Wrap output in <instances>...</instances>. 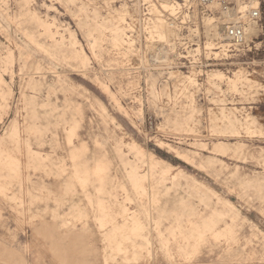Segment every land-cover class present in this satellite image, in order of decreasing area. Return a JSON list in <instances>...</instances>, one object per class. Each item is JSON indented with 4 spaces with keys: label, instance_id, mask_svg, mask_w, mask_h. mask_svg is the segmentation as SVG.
<instances>
[{
    "label": "rangeland",
    "instance_id": "1",
    "mask_svg": "<svg viewBox=\"0 0 264 264\" xmlns=\"http://www.w3.org/2000/svg\"><path fill=\"white\" fill-rule=\"evenodd\" d=\"M215 22L0 0V264H264V21Z\"/></svg>",
    "mask_w": 264,
    "mask_h": 264
},
{
    "label": "built area",
    "instance_id": "2",
    "mask_svg": "<svg viewBox=\"0 0 264 264\" xmlns=\"http://www.w3.org/2000/svg\"><path fill=\"white\" fill-rule=\"evenodd\" d=\"M183 8L199 15L212 18L221 28L228 45L235 50H251L254 33L262 32L264 0H181ZM180 7L175 10L178 16ZM175 26V22L171 23ZM245 48V49H244Z\"/></svg>",
    "mask_w": 264,
    "mask_h": 264
},
{
    "label": "bare ground",
    "instance_id": "3",
    "mask_svg": "<svg viewBox=\"0 0 264 264\" xmlns=\"http://www.w3.org/2000/svg\"><path fill=\"white\" fill-rule=\"evenodd\" d=\"M209 24V23H208Z\"/></svg>",
    "mask_w": 264,
    "mask_h": 264
}]
</instances>
